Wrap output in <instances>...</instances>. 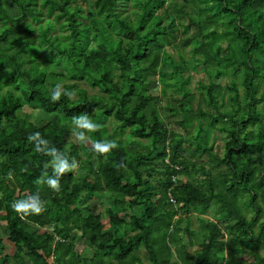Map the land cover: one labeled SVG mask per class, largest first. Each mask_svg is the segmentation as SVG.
Listing matches in <instances>:
<instances>
[{
    "label": "trees",
    "instance_id": "1",
    "mask_svg": "<svg viewBox=\"0 0 264 264\" xmlns=\"http://www.w3.org/2000/svg\"><path fill=\"white\" fill-rule=\"evenodd\" d=\"M130 1L133 17L121 0H0V264H264V0ZM190 63L207 77L195 90ZM61 74L75 97L53 102ZM159 84L183 135L162 115ZM81 114L99 125L86 143L70 139ZM35 132L78 163L59 192L36 183L50 157L27 140ZM102 140L118 147L97 154ZM37 192L45 211L21 219L13 201ZM105 193L104 212L92 208ZM213 206L192 252L179 209Z\"/></svg>",
    "mask_w": 264,
    "mask_h": 264
},
{
    "label": "rangeland",
    "instance_id": "2",
    "mask_svg": "<svg viewBox=\"0 0 264 264\" xmlns=\"http://www.w3.org/2000/svg\"><path fill=\"white\" fill-rule=\"evenodd\" d=\"M79 2H81L84 6H87V4H88V2H86V0H79ZM132 4L133 3L130 0H121L120 9L123 10L124 13H128L129 15H131L133 17L132 8L134 6ZM185 21H186V19H185ZM185 21H182V22H185ZM45 53H51V50L46 48ZM174 56L176 59H178V54L176 52H174ZM161 67H164V69L167 68V66L163 65V64ZM55 70L57 72H64V70L60 66H57L55 68ZM185 75H191V77H190L191 83L189 86L193 90H195L194 87L197 85V81L199 79L207 81V77L204 74V72L202 71L201 67L198 66L197 68H194L191 65V63L188 65V68L185 71ZM57 81L62 85H63V83L68 82L67 79L65 78V76H63L62 74L59 75V77H57ZM223 83H224V81H223ZM80 84H82L84 87H87L89 89V91H93V89L90 88L87 84H85L83 82H80ZM96 90H94V91H96ZM159 90H160V84L153 88L154 93L159 94V97H160L159 102H161L160 105L162 108H164L162 115L164 116L165 120L167 121L168 127L172 131H174L175 133L183 135L185 133L184 128L179 124L181 117L179 115L171 114L169 111H167V107H166L168 99H170V101L173 102V99L170 97V96H172V90L168 91V96L160 94ZM225 100H228V94L225 97ZM203 108L208 109L204 105H203ZM21 113H22V115L28 117L30 120L35 121L40 125H42L44 123V119L47 118L45 114H43L40 110L34 108L33 105L30 103H28V104L26 103L24 105ZM106 122H107L108 130L111 133L116 124L112 118H109ZM130 133H131L130 130H127L125 132V134L122 136L123 138L126 139V141L128 142L129 145H131V142H129V140L134 142L133 139L130 137ZM70 139L76 141V139L73 137V135H71ZM143 141L147 142L146 139H144ZM224 143L225 142L222 139V134L219 131L212 133L211 138H210V146L213 147V150L217 154H222ZM202 159H204L206 161L209 160L207 155H203ZM159 170H161V169H159ZM75 171L78 175L79 174V167L76 168ZM156 174L157 173L155 172L154 175L156 176ZM158 176H161V174L159 173ZM179 178H181L182 180L186 179L185 176H183V175L179 176ZM109 199H110V194L105 193L103 198H101V199H98V198L91 199L89 201L90 206L97 211L104 212L105 207H107L110 203ZM177 208L179 209V207H177ZM179 214L182 215V218H183L182 226H185L188 223H190L192 230H194L191 237L185 234V239H187V241H188L189 249H190V251L193 252V251H195V249H197L199 247V242L202 239V232H203V229H202V222L203 221L202 220L203 219L217 220L218 219V215H217L218 213L216 211L215 206H213L211 209L207 210L204 213H200L197 210H191L189 213L186 214L184 212H181V209H179ZM4 224H5L4 221L0 222V233L2 236H4L6 234ZM75 245H76L77 249L79 250V252L83 253L84 255H91L92 248L86 244L85 240L77 239ZM8 251L9 250L7 247L6 252H8ZM175 258H178V257L175 256Z\"/></svg>",
    "mask_w": 264,
    "mask_h": 264
},
{
    "label": "clouds",
    "instance_id": "3",
    "mask_svg": "<svg viewBox=\"0 0 264 264\" xmlns=\"http://www.w3.org/2000/svg\"><path fill=\"white\" fill-rule=\"evenodd\" d=\"M62 96H67L71 100L75 97V92L65 89L62 84L58 83L51 90L50 98L53 102H58ZM72 125V135L80 143L87 142L88 132L99 129V125L86 114L73 116ZM27 140L34 144L35 152L50 157V160L44 164V170L36 183L46 185L51 190L59 192L61 190L60 178L66 173L73 172L78 167L77 161L75 159L69 160L64 152L54 146H50L49 140L43 138L39 132L29 134ZM117 147L118 145L114 141L102 140L94 142V151L100 155H107ZM49 168L51 169V175L48 171ZM11 207L21 219L26 220L30 216L42 214L45 211L46 202L42 200L39 192H37L13 201Z\"/></svg>",
    "mask_w": 264,
    "mask_h": 264
},
{
    "label": "built area",
    "instance_id": "4",
    "mask_svg": "<svg viewBox=\"0 0 264 264\" xmlns=\"http://www.w3.org/2000/svg\"><path fill=\"white\" fill-rule=\"evenodd\" d=\"M169 196H170V200H171L172 202H176L175 199H174V197L172 196L171 193L169 194Z\"/></svg>",
    "mask_w": 264,
    "mask_h": 264
}]
</instances>
